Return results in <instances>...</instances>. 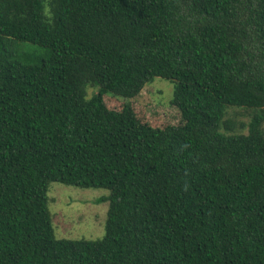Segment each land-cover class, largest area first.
I'll return each mask as SVG.
<instances>
[{"label":"trees","instance_id":"16d2710c","mask_svg":"<svg viewBox=\"0 0 264 264\" xmlns=\"http://www.w3.org/2000/svg\"><path fill=\"white\" fill-rule=\"evenodd\" d=\"M53 182L109 191L102 238L55 237ZM0 264H264V0H0Z\"/></svg>","mask_w":264,"mask_h":264},{"label":"rangeland","instance_id":"374dc122","mask_svg":"<svg viewBox=\"0 0 264 264\" xmlns=\"http://www.w3.org/2000/svg\"><path fill=\"white\" fill-rule=\"evenodd\" d=\"M18 53L31 52L40 54L42 50L29 43H15ZM92 92L88 90V94ZM173 98V85L164 79L155 78L146 84L140 94L130 99L131 106L142 122L150 125H179L181 116L179 111L171 104ZM238 110H229L231 113ZM234 120L247 121V116H237ZM109 191L105 189H80L66 186L56 182L48 186V209L52 215V225L56 238L70 240H95L104 236Z\"/></svg>","mask_w":264,"mask_h":264}]
</instances>
